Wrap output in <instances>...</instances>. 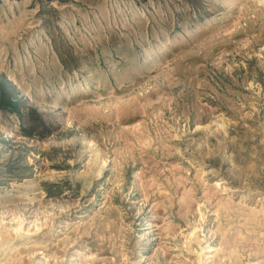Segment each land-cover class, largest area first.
<instances>
[{
	"label": "rangeland",
	"instance_id": "obj_1",
	"mask_svg": "<svg viewBox=\"0 0 264 264\" xmlns=\"http://www.w3.org/2000/svg\"><path fill=\"white\" fill-rule=\"evenodd\" d=\"M0 264H264V0H0Z\"/></svg>",
	"mask_w": 264,
	"mask_h": 264
},
{
	"label": "trees",
	"instance_id": "obj_2",
	"mask_svg": "<svg viewBox=\"0 0 264 264\" xmlns=\"http://www.w3.org/2000/svg\"><path fill=\"white\" fill-rule=\"evenodd\" d=\"M4 101H6L7 106H13V105H14L13 103H11V102L9 101V99H8V101H7V99L5 100V98L3 97V94L1 93V94H0V104L5 103ZM7 106L5 105V106L3 107V105H2V106L0 105V108H6Z\"/></svg>",
	"mask_w": 264,
	"mask_h": 264
}]
</instances>
